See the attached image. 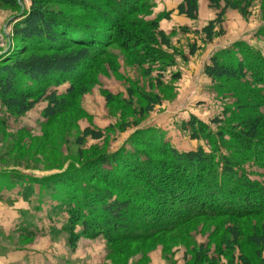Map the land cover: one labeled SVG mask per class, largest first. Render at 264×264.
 <instances>
[{"label": "trees", "instance_id": "obj_1", "mask_svg": "<svg viewBox=\"0 0 264 264\" xmlns=\"http://www.w3.org/2000/svg\"><path fill=\"white\" fill-rule=\"evenodd\" d=\"M207 1L211 7L224 2V9L231 7L243 14H246L247 6H241V2L246 5L249 2ZM0 2L16 6L15 0ZM76 2L67 1L70 5ZM104 5L108 6V11H97L104 25L115 30L114 36L102 30L99 32L98 27L79 21L76 16L64 11L49 9L44 0H31L28 11L23 12L12 25L13 36L24 43L25 51L31 53L24 57L8 55L6 64L0 65V107L5 109L4 114L8 118L23 117L42 99L47 102L44 119L52 120L63 111L66 96L73 93L75 84L95 60L94 51L100 53L109 39L128 50V43L134 35L122 24L127 20L124 13L127 9L134 14L131 20L133 25L153 29L160 37L158 44L171 47L164 31L159 29V21L168 19L169 11L146 19L151 9L142 0H108ZM224 9L200 30L205 43H210L214 36L224 34L221 23ZM176 11L195 20L198 0H181ZM255 35V40L264 41V24ZM149 39L152 42L154 37L151 35ZM136 44L140 45L141 41ZM142 47L145 56L144 59L138 57L137 62L145 65L144 71L149 73L156 67L155 63L165 61V55L148 42L143 43ZM36 51L43 53H34ZM194 52L195 46H191L189 54ZM203 72L211 80L233 81L241 91L251 93V111L241 121L234 119L237 116L232 114L233 121L237 122L234 127L240 125L241 130L222 127L214 133L191 116L182 123L181 129L188 130L191 139L205 140L208 149L200 144L194 149L180 151L166 141L151 139L152 133L144 134L139 129L137 136L130 138L129 147L115 152L97 151L84 164L69 165L66 170L59 169L42 177L29 176V180L19 185L17 196L29 200L33 197L36 207L32 212L29 209L20 210V222L12 234L30 239L39 233H65L68 245L74 249L80 238L102 237L107 244H111L173 231L181 224L202 216L240 218L263 213L264 182L251 179L244 166L251 162L260 167L264 175V55L252 44L237 40L213 54ZM158 75L157 78L161 79L162 74ZM173 76L171 79H178V75ZM67 82L66 95L47 93L48 87H58ZM157 83H160L159 80ZM111 98L110 94L106 95V100ZM155 98H149L145 111L149 112L159 104V99ZM237 106H241L239 101ZM241 110L247 108L242 106ZM227 113L230 112L224 110V114ZM212 123L218 124L220 121L213 119ZM7 126L6 117L0 115V127ZM127 127L123 126L122 130ZM19 130L26 131L24 128ZM225 135L228 136L226 140ZM87 137L100 140L103 133L85 128L78 142L82 143ZM14 174L15 171L8 169V166L0 165V200L5 198L3 192L13 190L16 178H22ZM142 181L149 190L137 187ZM92 182H97L99 186ZM34 184H37V189H34ZM44 206L48 208L44 209ZM38 212H43L49 224L48 231L32 225L33 218L42 219L34 215ZM61 215L63 219L59 221ZM228 232L236 242V230L229 228ZM250 240L255 246V258L259 264H264V225L260 232L251 235ZM227 263L252 264L242 255L237 259L233 256Z\"/></svg>", "mask_w": 264, "mask_h": 264}, {"label": "rangeland", "instance_id": "obj_2", "mask_svg": "<svg viewBox=\"0 0 264 264\" xmlns=\"http://www.w3.org/2000/svg\"><path fill=\"white\" fill-rule=\"evenodd\" d=\"M15 1V7L0 2V65L6 64L8 55L24 57L31 53L25 51L24 43L12 34L13 23L28 11L31 0ZM44 1L51 10L76 16L77 20L98 27L99 32L116 34L115 30L104 25L98 13L99 10H109L104 5L108 0H77V4L73 5L67 3L68 0ZM178 1L181 0H142L151 9L146 19L155 18L162 10L169 11V18L159 21V29L164 31L170 48L158 44L160 37L153 29L133 25L131 20L134 14L127 9L124 12L127 20L122 24L134 35L128 43V50L109 39L100 53L94 51L95 60L83 72L73 93L66 96L64 110L54 119H44L43 111L47 105L44 99L19 119L8 118L4 114L5 109L0 107V115H4L8 122L7 128L0 127V165H6L15 171L14 175L22 176L16 178L12 191L3 192L5 198L0 200V259L5 263L228 264L233 256L237 259L242 255L252 264H259L250 237L260 232L264 225V212L240 218L202 216L181 224L173 231L111 244H107L102 237L80 238L74 249L68 245L65 233L40 235L38 232L39 235L30 239L12 234L20 222V210L29 209L32 212L36 207L33 197L29 200L17 196L20 184L29 180V176L42 177L66 170L69 165L84 164L97 151L115 152L129 147L130 138L137 136L139 129L144 134L152 133L151 139L166 141L180 151L194 149L200 144L208 149L205 140L191 139L189 131L181 129L182 123L191 116L214 133L222 127L241 130L240 125L234 127L237 122L233 121L232 116L236 114L234 119L241 121L251 111V93L241 91L233 81L211 80L203 71L213 54L237 40L252 44L264 55V41L255 40V33L264 24V0H248L247 5L241 2V6H247L246 14L231 7L224 9V2L211 7L207 0H198L195 20H187L177 13L175 4ZM231 1L234 3L236 0ZM222 9L224 34L214 36L210 43H205L200 30L214 20ZM151 35L154 37L152 42L149 39ZM137 41H141V44L137 45ZM146 42L161 49L165 55V61L155 63L156 67L149 73L144 71L145 65L137 62L140 56L144 59L141 49ZM191 46H195L194 54H189ZM157 72L162 74L161 79L157 78ZM173 75H178V79H171ZM68 87V82L58 87L50 86L47 93L66 95ZM107 94L111 95L110 100H106ZM155 97L159 99V104L154 105L151 111H145L149 98L155 100ZM237 101L241 106H237ZM242 106L247 110L242 111ZM224 110L230 113L225 115ZM260 111L263 109L260 108ZM213 119H218L220 123H212ZM125 125L128 127L122 130ZM21 128L26 131L19 130ZM85 128L99 130L103 137L100 140L87 137L79 143L78 139ZM224 139H228V136L225 135ZM244 168L251 179L264 182L260 167L249 162ZM122 175L124 177L125 173ZM92 183L99 186L97 182ZM139 183L137 187L149 190L143 181ZM34 189H37V184H34ZM46 208L48 206H44ZM34 215L42 219L33 218L32 225L48 231L49 224L43 212ZM62 219L63 215L59 221ZM229 228L236 230V242H233Z\"/></svg>", "mask_w": 264, "mask_h": 264}, {"label": "crops", "instance_id": "obj_3", "mask_svg": "<svg viewBox=\"0 0 264 264\" xmlns=\"http://www.w3.org/2000/svg\"><path fill=\"white\" fill-rule=\"evenodd\" d=\"M179 2H180V1H178V3H179ZM178 3L176 2L175 5L177 6ZM175 5H174V6H175ZM174 6H172V9L174 8ZM176 6H175V8H176ZM170 8H171V7H170ZM162 11H163V10H162ZM183 17H184V16H183ZM185 18H186V17H185ZM186 19L188 20V18H186ZM186 19H185V20H186ZM189 20H190V19H189ZM0 264H7V263H5V261H4L3 259H0Z\"/></svg>", "mask_w": 264, "mask_h": 264}]
</instances>
